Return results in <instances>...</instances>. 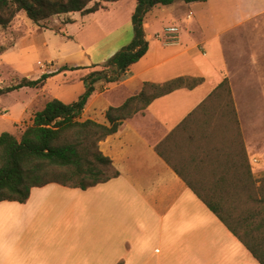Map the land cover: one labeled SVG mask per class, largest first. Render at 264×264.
Masks as SVG:
<instances>
[{"label":"crops","instance_id":"1","mask_svg":"<svg viewBox=\"0 0 264 264\" xmlns=\"http://www.w3.org/2000/svg\"><path fill=\"white\" fill-rule=\"evenodd\" d=\"M170 6L173 23L161 25L156 35L175 26L176 41L165 44L160 38L151 42L147 29L155 23L145 16L146 53L121 72L118 80L93 82L81 119L107 124L108 108L121 105L146 82L179 76L202 81L154 99L100 141V150L111 159L117 177L86 189L49 183L31 188L25 202L0 201V264H260L155 146L226 78L254 177L262 176L264 0H181ZM118 48L106 53L104 60ZM235 52L240 59L234 57ZM49 62L51 77L63 71L61 67L68 73L83 69L76 77L77 91L70 95L57 92L56 99L64 103L76 101L86 90L83 78L103 68L90 60L85 66ZM74 67L80 68L71 69ZM45 84L36 88L28 103L0 106V118L9 121L12 134H20L32 123L38 108H34V100L40 92H47ZM213 103L217 105V101ZM221 105L207 112V128L214 129L221 120L234 131L235 125L222 115ZM259 161L263 163L253 168L252 163ZM209 178L219 177L209 174ZM51 201L61 202L62 208L51 210L47 207ZM45 220L58 234L53 239L41 231Z\"/></svg>","mask_w":264,"mask_h":264},{"label":"trees","instance_id":"2","mask_svg":"<svg viewBox=\"0 0 264 264\" xmlns=\"http://www.w3.org/2000/svg\"><path fill=\"white\" fill-rule=\"evenodd\" d=\"M110 1L116 0H0V27L7 28L20 12L32 25L44 26L53 16L86 15L105 8L102 2ZM136 1L131 16L132 40L110 56L101 70L92 71L83 78L86 90L76 101L46 100L34 111L32 123L25 127L19 139L7 131L0 134V201L25 202L31 188L49 183L86 189L117 177L119 173L111 159L100 150V141L117 132L123 120L144 110L154 99L176 89L192 88L202 81L200 77L179 76L165 82H146L137 94L127 97L121 105L108 108L107 124L81 119L93 82L118 80L121 72L146 53V14L157 5L174 2ZM48 76L50 73H43L36 79L16 77L12 84L0 85V95L22 87L42 88ZM213 101H217V105L222 103V115L233 121L234 131L227 121L221 120L214 129L207 128L205 116L217 106ZM200 115H203L202 120ZM155 150L252 256L264 264V174L254 177L228 80L224 78L155 146ZM209 174L219 178L210 179Z\"/></svg>","mask_w":264,"mask_h":264},{"label":"rangeland","instance_id":"3","mask_svg":"<svg viewBox=\"0 0 264 264\" xmlns=\"http://www.w3.org/2000/svg\"><path fill=\"white\" fill-rule=\"evenodd\" d=\"M179 1L181 0H174V3ZM103 5L105 9L86 15L66 13L53 16L43 24L44 26H34L23 12L18 13L7 28L0 27V85L5 87L12 84L16 77L36 79L41 76L42 70L45 73L49 72V61H54V64L64 61L72 66H85L86 60H90L102 66L107 60H104L106 53L115 47H119V50L132 40L131 16L137 1L116 0L104 2ZM171 6L158 5L153 7L149 15H146L149 21L155 23L147 29V33L152 34L153 37L150 39L151 42L160 39L156 33H159L161 25L173 23ZM181 14L184 15L185 12ZM229 50L228 47L227 57H230ZM234 57L241 58L237 52L234 53ZM82 70L70 73L63 70L52 77H47L44 87L47 92L38 94L34 100V108L41 107L46 100H49L48 96L59 98L57 92L70 95L77 91L79 82L76 77ZM69 79H71L70 82H68ZM35 95L36 88L18 89L6 95H0V106L28 103ZM25 127L26 125L24 129ZM4 131L13 133L9 121L0 118V134ZM21 133L13 135L19 139ZM262 163V161L253 162L252 166L255 168ZM254 170L256 173L260 171ZM261 174L263 175L264 171ZM62 206L59 201H51L47 205L51 210L57 211ZM56 224H61V221ZM51 227L52 224L47 221L41 224V231L46 232L53 239V234H58L54 232V229L51 231ZM42 253L39 252L38 255Z\"/></svg>","mask_w":264,"mask_h":264},{"label":"built area","instance_id":"4","mask_svg":"<svg viewBox=\"0 0 264 264\" xmlns=\"http://www.w3.org/2000/svg\"><path fill=\"white\" fill-rule=\"evenodd\" d=\"M157 36H159L165 44L174 43L177 37V27H166L163 29L162 33L159 35L157 34Z\"/></svg>","mask_w":264,"mask_h":264}]
</instances>
